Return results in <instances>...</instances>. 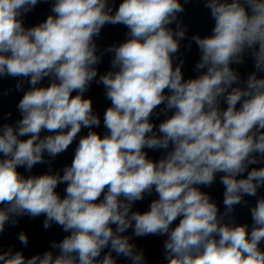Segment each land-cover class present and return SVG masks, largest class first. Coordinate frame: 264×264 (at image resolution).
Instances as JSON below:
<instances>
[{
    "label": "clouds",
    "instance_id": "clouds-1",
    "mask_svg": "<svg viewBox=\"0 0 264 264\" xmlns=\"http://www.w3.org/2000/svg\"><path fill=\"white\" fill-rule=\"evenodd\" d=\"M42 2L49 0H0V78L16 79L23 91L21 119L0 124V235L24 216H44L45 229L56 224L67 235L51 242L56 253L0 250V264H118L121 257L147 264L131 241L149 235L166 237L165 264H264V196L250 208L251 226L233 217L235 206H248L245 196L264 188V167L249 170L264 164V0H203L214 27L190 38L179 15L189 0H54L51 15L25 27L24 16ZM108 24L124 25L127 38L98 54L96 38ZM185 39L187 50L194 42L200 52L195 78H184L177 56ZM105 53L111 70L97 79ZM246 57L254 70L242 78ZM94 80L111 102L103 135L85 97ZM78 136L62 174L18 170L31 173ZM145 149L165 154L153 160ZM218 173L222 213L200 188ZM153 190L149 209L133 211ZM18 240L29 243L23 231Z\"/></svg>",
    "mask_w": 264,
    "mask_h": 264
}]
</instances>
